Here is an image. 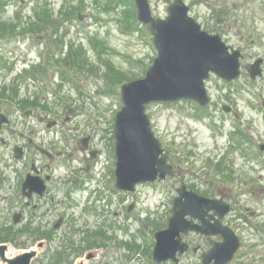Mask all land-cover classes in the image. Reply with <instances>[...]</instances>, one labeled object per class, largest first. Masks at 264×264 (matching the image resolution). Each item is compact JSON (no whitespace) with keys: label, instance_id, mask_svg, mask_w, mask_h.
Returning a JSON list of instances; mask_svg holds the SVG:
<instances>
[{"label":"rangeland","instance_id":"rangeland-1","mask_svg":"<svg viewBox=\"0 0 264 264\" xmlns=\"http://www.w3.org/2000/svg\"><path fill=\"white\" fill-rule=\"evenodd\" d=\"M5 1L0 17L23 22L34 20L36 9L45 6L55 17L70 4L80 7L62 20L60 47L52 34L0 37V113L8 115L13 129L25 134L21 140L27 146L49 119L58 118L59 137L64 133L76 140L82 159L74 166L83 169L80 185L67 195L69 200L77 195V200L71 199L77 207L63 213L65 230L57 227L51 238L38 240L29 238L30 226L25 228L33 221L30 213L23 225L13 221L25 204L12 187L14 174L5 181L0 177V230L5 240L10 236L8 256L37 249L41 240L44 246L32 264H56L66 254L74 264L90 250L95 256L85 264H146L145 250L152 236L145 230L153 234L155 225H168L179 187L177 179L189 184L194 178L221 181L226 168V194L236 208L229 221L242 226L245 260L264 264V151L260 149L264 144V0H183L204 30L221 35L242 52V72L231 82L212 75L206 85L213 103L203 111L188 100L147 105L154 133L170 155L178 178L141 183L133 192L116 187L114 121L123 106L122 84L144 78L157 57L150 27L139 21L134 0L130 5L127 0ZM149 1L156 18L165 17L175 2ZM71 44L80 53L69 51ZM65 56L70 60L67 65ZM73 56L78 62L81 59L82 66L71 61ZM258 59H263L262 74L253 79L252 65ZM39 66L46 70H37V79L25 71ZM24 100L39 102L23 108ZM223 103L233 111L225 114ZM43 105L50 110H44ZM85 135H91L94 148L101 150L95 164L93 158L81 154L79 140ZM0 137L9 142L3 145L0 140V173H4L9 169L5 161H15L14 143L22 141L7 131ZM34 153L35 149L29 148L27 158H33ZM91 186L96 189L94 200L88 197L85 201ZM84 204L92 206L84 210ZM59 217L54 214L55 223ZM73 225L82 230L75 231ZM67 239L71 244L65 243Z\"/></svg>","mask_w":264,"mask_h":264},{"label":"water","instance_id":"water-1","mask_svg":"<svg viewBox=\"0 0 264 264\" xmlns=\"http://www.w3.org/2000/svg\"><path fill=\"white\" fill-rule=\"evenodd\" d=\"M135 3L138 18L150 26L157 57L144 78L121 87L124 105L116 115L114 129L116 186L126 191H134L141 182H154L167 175H175L162 143L152 128L146 112L147 105L188 99L205 106L210 100L206 88L210 74L215 73L227 81L237 79L241 74L240 59L243 57L240 50L232 49L220 35L202 29L201 24L189 14L190 8L183 0H175L167 8L165 18L154 17L149 0H135ZM262 62L263 59H258L252 65V78L262 74ZM7 122L6 115L0 114V129ZM260 148L264 151V144ZM16 152V157L21 158V149L16 148ZM33 179L28 176L25 187H32ZM186 191L185 186L178 189L180 196L174 202L171 228L180 222L185 223L187 215L202 218L203 207L191 201L190 197L183 201L182 197L187 196ZM199 199L206 203L208 209L216 208L215 201ZM230 208L227 205L226 212ZM19 218L20 215H16L15 222ZM165 234L158 235L156 252L169 249L168 244L164 245ZM231 239L227 244L229 255L226 260L232 257L239 246L237 238L231 236ZM7 250L8 245L0 244V261L5 264H31L37 254L36 250H31L8 258Z\"/></svg>","mask_w":264,"mask_h":264},{"label":"flooded vegetation","instance_id":"flooded-vegetation-1","mask_svg":"<svg viewBox=\"0 0 264 264\" xmlns=\"http://www.w3.org/2000/svg\"><path fill=\"white\" fill-rule=\"evenodd\" d=\"M193 103L203 111L212 105L213 101L210 95V101L206 106H200L197 102ZM230 108L233 111V107ZM221 110L226 114V103L222 104ZM10 123L11 120L3 126L0 133L7 131L10 136H18L20 140L23 139L25 134L13 129ZM59 125L58 118L49 119L45 124L46 127L42 130L39 129L37 136L29 140L28 146L23 140L20 143H14L13 151L17 146L22 147L23 158L7 162L8 172L0 173L3 181L10 179L11 172L14 174L15 184L12 187L24 198L26 205V208L21 210L22 215H25L26 209H29L39 226H46L47 229H50L51 226L56 227V225L61 229L66 226L67 222L63 218L56 224L54 220L50 219V215L61 210H63L62 213L65 212L63 207L65 199L80 185L81 171L83 170H76L74 166L75 162L81 158L77 153L76 140L74 141L62 132L59 137L60 129L57 128ZM0 140L3 145L9 144L4 137H0ZM79 143L83 157L90 156L93 158L92 163L97 161L101 150L94 148L91 135L81 137ZM29 148L35 149L34 157L31 159L27 158ZM168 156L170 162V155ZM224 172L221 181L205 180L200 182L201 179L194 178L189 184L178 178L176 171V175L171 177L172 179L178 178L179 184V187H176L174 200L180 196L178 189L185 186L187 196L182 197L183 201L190 197L191 201L203 207L202 218L187 215L186 220L184 219L185 223L180 222L172 227V233L167 231V234L164 235L166 238L164 245L168 244L169 249L166 251L155 252V247L158 232L167 230L169 225H165L163 228L162 225H155L153 234L145 230L146 235L152 236L151 245L147 244L145 250L146 264H250L245 260L247 256L243 248L245 238L240 234L242 226L233 225L229 221L236 208L231 197L226 194V168ZM64 173L66 174L61 175ZM27 176L34 178L32 187H24ZM199 198L215 201L217 209H208L206 203ZM227 205L231 206L229 212H226ZM145 228L149 227L145 226ZM231 236L234 239L238 238L239 247L234 251L233 257L226 260L227 254L229 255L227 244L232 240Z\"/></svg>","mask_w":264,"mask_h":264},{"label":"trees","instance_id":"trees-1","mask_svg":"<svg viewBox=\"0 0 264 264\" xmlns=\"http://www.w3.org/2000/svg\"><path fill=\"white\" fill-rule=\"evenodd\" d=\"M128 2H130V0L125 1L126 4H128ZM130 5V4H128ZM5 6H7V2L5 0H0V11L3 10L5 8ZM77 6V5H76ZM80 7H75V5L70 4L69 9H67L66 11H62L61 15L59 17H55L53 15V13H51L50 8L48 9V6H45V8H40V9H36L35 15H34V20H30L29 22H23V21H19L17 20H4L0 17V37L1 38H5V37H11V36H17V35H32V36H43V35H47V34H52L54 36V42H57L58 47H60L61 45H59L60 43H63V36H61L60 34V29L62 26V20H67V18H70V14L73 13L74 9H78ZM129 10H131V12H135L134 9L131 8V6H129ZM134 14L131 13V16H133ZM31 19V18H30ZM69 51H75V53L79 52L80 50L78 47L75 48V46L73 44L70 45V49ZM65 60V64H69L70 60L68 59V57H64L63 59ZM82 60L85 62V59L82 58ZM73 63H77L78 59L74 60V56H73V60H71ZM83 62V63H84ZM79 66H82V62L81 59H79ZM72 65V64H71ZM40 68L45 69V67H33L32 70H25L28 74H30L32 77L36 78V75H34L35 72H37V70H39ZM46 70V69H45ZM44 71V70H43ZM39 101H31V100H24L21 102V104L23 105V108L25 107H35L36 105H38ZM43 109L44 110H50V107H48V105H43ZM9 232V231H8ZM4 232L2 231V229L0 230V240L1 241H5L6 237L3 238L1 236V234H3ZM10 238V236H9ZM7 237V239H9ZM65 263V262H64ZM63 264V263H61ZM65 264H70L69 261L67 260V262Z\"/></svg>","mask_w":264,"mask_h":264}]
</instances>
